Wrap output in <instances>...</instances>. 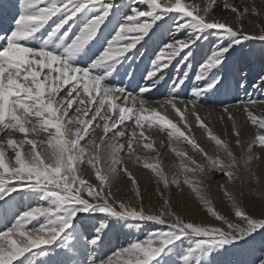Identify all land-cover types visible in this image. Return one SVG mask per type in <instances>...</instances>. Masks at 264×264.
<instances>
[{
  "label": "snow or ice",
  "instance_id": "1",
  "mask_svg": "<svg viewBox=\"0 0 264 264\" xmlns=\"http://www.w3.org/2000/svg\"><path fill=\"white\" fill-rule=\"evenodd\" d=\"M20 5L18 15L12 18L13 26H0V201L8 203L6 198L11 199L19 185L42 203L21 211L0 231V264H35L33 250H38L35 255H48L42 246L59 243L62 248L74 247L71 241L79 232L80 214L97 212L116 221L154 222L168 230L153 231L106 260H88L87 264H167L178 242L182 244L185 238L190 243L179 253L182 264H223L217 258L228 253L230 246L247 245L257 235L264 243V208L258 216L252 214L229 190V185L242 188L243 173L254 160L261 159L255 149L264 150V112L255 109L264 106V100L239 102L246 122L256 129L246 147L234 114L228 107L223 109L232 122L234 144L240 149L237 154L232 142L215 134L195 110V100L188 102L192 105L189 110L176 95L166 98L162 106L171 107L178 117L174 120L144 98L149 87H139L137 94L115 86L111 79L119 74L128 54L146 42L145 38H152L150 33L154 34V26L159 27L157 22L177 13L180 19H174L176 31L186 33V38L164 44L151 61L146 79L156 87L174 60L187 65L197 41L206 38L209 30H219L218 37H227V43L217 45L200 64L195 79L206 80V87L193 89V95L199 98L222 82L218 66L224 63L226 54L242 40L264 41V29L250 36L242 26L235 28L208 19L215 0H207L203 7L182 0H135L129 6L130 14L122 13V20L112 0H20ZM224 8L238 17L249 12L260 14L255 7L241 10L227 0ZM77 23L79 28L74 32ZM112 23L113 34L102 40L103 29ZM213 69L217 73L209 77ZM187 77L185 72L184 78L173 81V89L182 86ZM189 115L214 145L212 153L198 142ZM153 132L166 135L167 141L161 144L179 160L174 165L178 171L171 179L164 170ZM18 135L23 138L17 139ZM179 144L190 146L191 154ZM141 151L156 152L157 156L145 157ZM129 163L142 165L156 177L163 200L158 213L144 210ZM85 165L98 183L85 178ZM216 172L226 177L218 185L231 205L226 214L219 213L210 199L209 178ZM121 173L131 181L141 201L139 208L112 197L111 182ZM181 183L195 193L220 226L189 222L172 210L160 185L167 190L172 184L180 188ZM41 217L46 223L27 227ZM94 227L95 235L87 241L93 246L102 241L111 225L104 220ZM253 264H264V251Z\"/></svg>",
  "mask_w": 264,
  "mask_h": 264
},
{
  "label": "rangeland",
  "instance_id": "2",
  "mask_svg": "<svg viewBox=\"0 0 264 264\" xmlns=\"http://www.w3.org/2000/svg\"><path fill=\"white\" fill-rule=\"evenodd\" d=\"M112 2L119 9L117 17L121 20L123 18L122 13L129 12L130 14L129 6L135 4V0H112ZM182 2L185 4L195 3L203 7L207 0H182ZM227 2L234 4L241 10L244 7H255L260 14L257 16L249 12L243 17H238L235 13L224 8L225 0H215V5L210 11L208 19L215 18L235 28L242 26L244 33L250 36L261 34L262 29H264V0H227ZM0 5H2L0 7V13H2L0 26L5 29L10 28L13 26L11 24L13 16L18 15L20 10V0H0ZM139 6L144 7L143 5ZM114 11L116 10L114 9ZM141 19L143 20L144 18ZM174 19H180V14L169 13L163 22H157L159 27L154 26V34L150 33L152 38L150 40L145 38L146 42L142 41L141 44L137 45L136 49L128 54V59L124 62L119 74L111 78L112 83L115 86H124L128 91L137 94L139 87H149L150 91L143 94L144 98L150 102L152 107L157 108L162 114L166 111L169 118L174 120H178V117L175 116L171 107L169 106L165 109L162 106V102L166 98L176 95L183 104L188 105L189 110H191L192 105L188 102L195 100V110L199 115L205 119L215 134L232 142L234 151L239 154L240 149L235 147V137L232 136V122L228 120L227 114L223 109L228 107L229 111L234 114L242 129L246 147L248 142L253 139L256 129L246 122V115L240 110L239 102L247 101L249 98L264 100V41L249 39L242 40L239 45H235L226 54L227 58L224 63L218 66V74L223 77L222 82L215 89L197 98L193 95V89L206 87V80L197 81L195 79L200 64L211 55L217 45L222 42L227 43V37H218L217 32L219 30H209L205 33L206 38L197 41L192 48L194 56L187 65L183 62L177 64L176 60H174L172 66L164 70L163 79L156 87H151V82L146 79L147 71L151 70V61L155 59L164 44L171 43L174 38L180 40L186 38V33H177ZM78 28L79 24L77 23L73 31H78ZM114 28L115 23L109 24L104 28L101 39L103 40L113 34ZM0 43L3 42L0 41ZM93 50L96 51V49ZM176 59L179 60V57ZM177 68L180 70L177 71ZM185 72L188 73L185 83L174 90L173 81L184 78ZM214 73H217L216 69L209 73V77ZM183 104H178V106L182 107ZM255 110L264 112V106L257 105ZM221 117H223L222 120ZM188 120L193 124V132L198 142L209 153H212L214 145L206 138V133L195 126V120L192 116L189 115ZM99 134V130H97V135ZM153 135L156 137V148L160 151V159L163 162L164 170L171 179L173 174L178 171L174 165L178 164L179 160L168 147L161 144V141H167L166 135L156 132H153ZM16 138L22 139L23 137L18 135ZM178 147L189 151L191 154L190 146L179 144ZM255 151L260 154L261 159L254 160L243 173L244 182L242 188L239 185L236 188L229 185V190L236 193L242 202V206L258 216L261 209L264 208V150L256 148ZM141 155L154 158L157 153L141 151ZM197 158L200 159V157ZM127 167L138 181L143 197L142 204L146 213H158L163 205V200L157 191V182L154 174L149 169L143 168L142 165L136 166L129 163ZM83 174L85 178H90L91 183H98L89 166H84ZM225 180L226 177L219 172L213 173L209 178L211 203L221 214H226L231 208L228 199L218 187ZM205 187H207V184ZM17 189V192L12 194L11 199L6 198L8 203L0 201V231L10 226L18 213L28 207H36L42 203L37 198L29 196L26 190L19 185H17ZM160 190L164 191L169 198L172 210L186 221L220 226V222L216 221L208 213L206 208L197 200L195 193L191 192L187 186L181 183L180 188H177L176 185L172 184L167 190H164L161 184ZM110 191L116 201H123L130 203L133 207H140L141 201L135 195V189L131 181L123 173L113 178ZM43 203L47 206L46 202ZM79 219L80 223L77 224L79 232L71 241L74 247L62 248L59 243L51 246H42L48 250V255H35L38 250H33L31 255L35 264H87L88 260L99 262L102 259L106 260L114 252L122 247H127L132 242L144 240L147 234L153 231L168 230L164 225L154 222L116 221L99 212L80 214ZM229 219H232V217L230 216ZM104 220L108 221L111 228L105 230L102 235V241L93 246L87 241L95 235L94 226H98ZM43 223H46V221L41 217L31 221L27 227L31 229L39 227ZM189 243L190 241L187 238L184 239L182 244L178 242L177 249L167 258V264H182L179 253H182ZM262 251H264V243H262V237L257 235L247 245L230 246L229 252L217 259L222 261L223 264H253ZM113 259L115 260L116 257L113 256Z\"/></svg>",
  "mask_w": 264,
  "mask_h": 264
}]
</instances>
